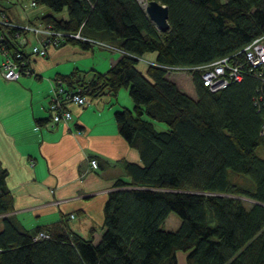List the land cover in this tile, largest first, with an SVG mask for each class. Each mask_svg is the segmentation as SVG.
I'll return each mask as SVG.
<instances>
[{
    "label": "trees",
    "instance_id": "16d2710c",
    "mask_svg": "<svg viewBox=\"0 0 264 264\" xmlns=\"http://www.w3.org/2000/svg\"><path fill=\"white\" fill-rule=\"evenodd\" d=\"M30 1L53 11L39 18L41 25L81 32L124 52L104 75L75 72L61 79L68 91L84 86L89 99L128 88L135 105L117 111L115 120L141 162L124 163L98 242L94 229L90 237L76 233L69 216L33 229L21 225L0 162V264H178L179 251L187 252L188 264H264L260 80L245 75L213 92L191 73L193 98L161 67L189 68L240 52L264 36V0H157L169 7L166 33L142 5L153 0ZM63 12L66 17H57ZM0 34L12 56L26 47L21 28L0 25ZM145 56L156 65L146 62L143 72L137 66ZM159 122L167 129L158 131ZM174 212L179 229H163ZM38 233L47 238L35 240Z\"/></svg>",
    "mask_w": 264,
    "mask_h": 264
},
{
    "label": "crops",
    "instance_id": "0c3cea01",
    "mask_svg": "<svg viewBox=\"0 0 264 264\" xmlns=\"http://www.w3.org/2000/svg\"><path fill=\"white\" fill-rule=\"evenodd\" d=\"M4 1V13L22 26L40 25V17L53 13L46 6L33 7L30 0ZM44 38L27 33L19 42L28 55ZM47 53L32 59L29 76L6 80L0 74V162L14 195L12 214L28 229L69 216L76 233L90 237L94 229L92 236L98 242L104 230L103 209L114 183L125 176L124 163L141 162L138 151L120 135L115 120L117 111L133 109L135 104L128 88L115 95L105 92L89 99L84 108L70 105L72 120L51 128L49 93L54 81L63 76L106 74L123 54L74 42L49 46ZM3 60L0 52V65ZM171 80L196 98L185 80ZM92 158L98 161L96 170L90 168ZM186 256L178 252V264H188Z\"/></svg>",
    "mask_w": 264,
    "mask_h": 264
},
{
    "label": "built area",
    "instance_id": "2783aa9c",
    "mask_svg": "<svg viewBox=\"0 0 264 264\" xmlns=\"http://www.w3.org/2000/svg\"><path fill=\"white\" fill-rule=\"evenodd\" d=\"M34 7L37 3L32 2ZM0 25L19 27L25 32L34 34L37 38L39 35H45L38 44L34 45L31 52L27 54L23 53L22 50L17 51L12 56L8 50L2 47L4 41L3 35L0 34V52L4 55V60L1 63L0 74L6 80H19L23 76H29L33 74L32 71V59L39 57H46L48 55L47 49L49 46L60 45L61 43L69 42L70 40L87 42L89 45L96 46L98 48H105L109 51H118L122 54L124 52L118 49L116 46H111L105 41H98L84 37L81 32H64L57 31L52 27H45L46 29H40L37 25L27 24L19 26L13 23L6 14L0 15ZM148 64L156 65L154 62L146 61ZM166 69L167 75L184 73L191 75V73L201 75L204 86L210 91L216 92L222 90L232 84V82H241L245 75L256 77L261 82V88L258 90L256 104L259 111L262 113L263 124L261 127V135L264 137V36L257 38L247 46H245L240 52L232 53L231 55L221 57L220 59L210 62L209 64H201L199 66H192L184 68L181 66H161ZM83 87L80 86L78 89L68 91L64 85L62 79H56L51 87L49 96L50 104L49 110L51 113V128L59 123H67L72 120L70 105H78L80 107L88 106L89 98L83 94ZM91 169H97L98 161L92 158L89 161ZM74 214L71 218H74ZM39 238H47L43 233H38L35 240Z\"/></svg>",
    "mask_w": 264,
    "mask_h": 264
},
{
    "label": "rangeland",
    "instance_id": "374dc122",
    "mask_svg": "<svg viewBox=\"0 0 264 264\" xmlns=\"http://www.w3.org/2000/svg\"><path fill=\"white\" fill-rule=\"evenodd\" d=\"M10 1H12V0H10ZM14 1H16L17 2V0H14ZM26 1V0H25ZM4 3V5H5V1L3 2ZM141 3H143V0L141 1ZM17 5V4H16ZM143 5V4H142ZM19 6V9H20V5H18ZM34 7V6H33ZM37 7V6H36ZM61 16H65L66 14H65V12H63V13H61L60 14ZM58 16V15H57ZM33 25V24H32ZM19 26H22V25H19ZM39 26V28L40 29H43V30H45L46 28V26H43V25H38ZM24 33H30L29 31L28 32H25L24 31ZM45 36V35H44ZM30 38V37H29ZM45 38H46V36H45ZM30 41H31V43H32V40H31V38H30ZM32 45V44H31ZM31 45L30 44H28L27 46H29V48H31ZM110 45V44H109ZM112 46V45H111ZM146 56L145 57H143V58H141L140 59V61H139V63H138V69L139 70H141V71H143V72H145L146 70V66H147V64H145L146 62L144 61V60H146ZM168 77L169 78H171V79H174V80H185L188 84H190L191 85V88L190 89H192L191 91H190V93L192 94V95H196V89H193L192 88V86H193V79L191 78V75L189 74V75H187V74H184V73H178V74H175V73H173V74H169L168 75ZM194 87V86H193ZM122 89H124V88H122ZM156 129L159 131V130H166L167 129V125L165 124V123H162V122H159V123H156ZM258 153H259V155L260 156H262V157H264V148L263 147H260V148H258ZM181 222H182V220H181V218H179V216L174 212V213H171L168 217H167V219L165 220V222H164V224H163V226H162V228L163 229H166V230H169V231H173V232H175V230H178L179 229V226L181 225ZM179 252H182V253H184V254H186L187 252H183V251H179Z\"/></svg>",
    "mask_w": 264,
    "mask_h": 264
},
{
    "label": "water",
    "instance_id": "95a60500",
    "mask_svg": "<svg viewBox=\"0 0 264 264\" xmlns=\"http://www.w3.org/2000/svg\"><path fill=\"white\" fill-rule=\"evenodd\" d=\"M147 16L156 25L159 31L166 33L169 31L171 26L169 25V7L162 5L159 1L153 0L148 4L143 5Z\"/></svg>",
    "mask_w": 264,
    "mask_h": 264
},
{
    "label": "bare ground",
    "instance_id": "6f19581e",
    "mask_svg": "<svg viewBox=\"0 0 264 264\" xmlns=\"http://www.w3.org/2000/svg\"><path fill=\"white\" fill-rule=\"evenodd\" d=\"M140 1H142V0H140ZM143 5H145V3H143Z\"/></svg>",
    "mask_w": 264,
    "mask_h": 264
}]
</instances>
